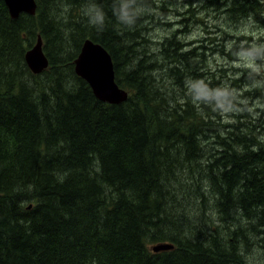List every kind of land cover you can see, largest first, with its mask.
<instances>
[{
	"label": "trees",
	"instance_id": "1",
	"mask_svg": "<svg viewBox=\"0 0 264 264\" xmlns=\"http://www.w3.org/2000/svg\"><path fill=\"white\" fill-rule=\"evenodd\" d=\"M36 1L34 16L13 19L0 0V264L264 259V144L239 107L198 109L185 87L224 86L207 47L168 37L161 57L149 53L135 41L142 9L120 25L119 0ZM89 5L103 10L102 28L88 23ZM38 36L50 65L34 74L24 55ZM86 38L111 54L126 101H101L75 72ZM163 242L174 248L151 249Z\"/></svg>",
	"mask_w": 264,
	"mask_h": 264
},
{
	"label": "rangeland",
	"instance_id": "2",
	"mask_svg": "<svg viewBox=\"0 0 264 264\" xmlns=\"http://www.w3.org/2000/svg\"><path fill=\"white\" fill-rule=\"evenodd\" d=\"M256 1L248 4L239 0H144V7L141 3L138 9L143 11L141 27L135 28L141 33L135 41L141 48L146 44L149 53L160 57L165 44L162 42L168 37L180 39L182 46L189 43L190 48L206 46L209 70L226 88H232L235 106L254 124L255 141L264 144V0ZM243 3L245 12L239 11V4ZM253 7L256 12L250 11ZM250 53H255L257 61L241 60ZM252 260L264 264L259 253H254Z\"/></svg>",
	"mask_w": 264,
	"mask_h": 264
},
{
	"label": "water",
	"instance_id": "3",
	"mask_svg": "<svg viewBox=\"0 0 264 264\" xmlns=\"http://www.w3.org/2000/svg\"><path fill=\"white\" fill-rule=\"evenodd\" d=\"M10 16L19 18L22 13L35 15L36 0H4ZM26 62L34 73H41L49 60L43 51V41L38 36L37 43L27 51ZM75 71L90 85L95 96L110 104H120L127 100L129 92L122 88L115 79L114 62L111 54L100 43L88 38L84 41L78 57L75 59ZM174 245L159 243L152 247L153 251L173 249Z\"/></svg>",
	"mask_w": 264,
	"mask_h": 264
},
{
	"label": "clouds",
	"instance_id": "4",
	"mask_svg": "<svg viewBox=\"0 0 264 264\" xmlns=\"http://www.w3.org/2000/svg\"><path fill=\"white\" fill-rule=\"evenodd\" d=\"M139 5L136 0H119V5H112L113 15L118 24L131 27L135 24L139 15ZM85 15L90 25L102 28L105 23V15L101 8L96 5H89L85 8ZM247 62L255 60V53L246 54L240 57ZM185 87L191 102L199 109L201 105L210 108L219 115H226L235 111V98L226 86L216 88L209 87L203 80L186 78Z\"/></svg>",
	"mask_w": 264,
	"mask_h": 264
},
{
	"label": "bare ground",
	"instance_id": "5",
	"mask_svg": "<svg viewBox=\"0 0 264 264\" xmlns=\"http://www.w3.org/2000/svg\"><path fill=\"white\" fill-rule=\"evenodd\" d=\"M262 4H263V3H262ZM37 5H38V4H37ZM217 19H218V18H217ZM221 20H222V19H221ZM208 21H209V20H208ZM205 27H206V26H205ZM33 46H34V45H33ZM33 46H32V47H33ZM32 47H30L29 49H31ZM240 50H241V49H240ZM242 51H243V50H242ZM247 51H248V50H247ZM249 51H250V50H249ZM24 56H25V55H24ZM239 59H240V58H239ZM239 59L237 58V60H239ZM241 60H242V59H241ZM241 60H240V61H241ZM261 60H262V59H261ZM261 60H260V61H261ZM25 61H26V60H25ZM256 61H257V59H256ZM258 62H259V61H258ZM259 65H260V64H259ZM257 66H258V65H257ZM243 67H244V66H243ZM254 67H255V66H254ZM254 67H253V68H254ZM241 68H242V67H241ZM256 68H257V67H256ZM31 72H32V71H31ZM77 75H78V74H77ZM78 76H79V75H78ZM80 77H81V76H80ZM229 81H230V80H229ZM226 82H227V81H226ZM259 110H260V109H259ZM255 148H256V146H255ZM255 148H254V150H256ZM151 247H152V246H151Z\"/></svg>",
	"mask_w": 264,
	"mask_h": 264
},
{
	"label": "flooded vegetation",
	"instance_id": "6",
	"mask_svg": "<svg viewBox=\"0 0 264 264\" xmlns=\"http://www.w3.org/2000/svg\"><path fill=\"white\" fill-rule=\"evenodd\" d=\"M239 1H241L242 2V0H239ZM252 3H253V0H250ZM241 4H239V6H240Z\"/></svg>",
	"mask_w": 264,
	"mask_h": 264
}]
</instances>
